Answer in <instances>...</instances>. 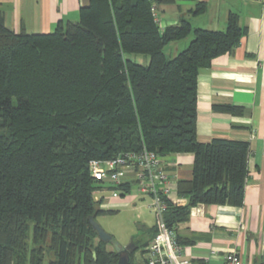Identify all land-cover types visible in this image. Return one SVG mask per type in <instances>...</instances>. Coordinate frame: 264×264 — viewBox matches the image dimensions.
Listing matches in <instances>:
<instances>
[{
    "label": "trees",
    "instance_id": "16d2710c",
    "mask_svg": "<svg viewBox=\"0 0 264 264\" xmlns=\"http://www.w3.org/2000/svg\"><path fill=\"white\" fill-rule=\"evenodd\" d=\"M178 1L89 0L77 21L48 33L10 29L0 6V264H43L47 252L48 264H92L94 256L118 264L91 218L113 212L102 192L125 195L133 186L96 179L95 159L144 148L162 158L192 152V177L177 182L188 203L166 198L163 218L175 230L200 203L243 205L249 143L202 142L197 119L200 70L231 53L246 28L235 11L225 30L193 27L187 18L161 25L153 8ZM188 1L195 2L189 13L207 11L205 1ZM192 33L185 49L166 54L167 44ZM128 54H147L149 63ZM213 109L243 113L233 104ZM158 231L157 215L143 253Z\"/></svg>",
    "mask_w": 264,
    "mask_h": 264
},
{
    "label": "crops",
    "instance_id": "0c3cea01",
    "mask_svg": "<svg viewBox=\"0 0 264 264\" xmlns=\"http://www.w3.org/2000/svg\"><path fill=\"white\" fill-rule=\"evenodd\" d=\"M203 1L208 4L207 13L212 0ZM88 3L89 0H0L6 25L28 33H48L60 22L77 21L81 7ZM231 3L223 10L218 4L217 12L207 20L211 25L203 28L225 30L229 11H235L246 34L231 53L216 57L210 67L199 72L197 133L202 142L225 137L249 143L244 202L240 207L200 203L191 208L189 219L176 226L189 264H226L224 256L232 250L239 252L242 264H264V0ZM171 5L182 10L179 4ZM175 23L176 19L168 24ZM192 37L176 43L185 48ZM213 104L240 106L243 113L215 111ZM193 163L192 152L162 158V167L170 175L168 197L173 203H188L187 198L178 195L177 182L192 177ZM106 191L101 193L103 199ZM114 198L109 196L102 205L109 208L122 201Z\"/></svg>",
    "mask_w": 264,
    "mask_h": 264
},
{
    "label": "built area",
    "instance_id": "2783aa9c",
    "mask_svg": "<svg viewBox=\"0 0 264 264\" xmlns=\"http://www.w3.org/2000/svg\"><path fill=\"white\" fill-rule=\"evenodd\" d=\"M153 10L156 20L161 23L155 7ZM90 167L98 180L115 184L133 181L140 192L151 196L149 208L159 216V231L145 247L146 264H189L185 248L178 242V233L163 218L167 208L166 198L170 193L167 186L170 175L162 167L161 156L144 148L113 159L92 160ZM224 259L226 264H242L241 256L236 250L226 253Z\"/></svg>",
    "mask_w": 264,
    "mask_h": 264
},
{
    "label": "rangeland",
    "instance_id": "374dc122",
    "mask_svg": "<svg viewBox=\"0 0 264 264\" xmlns=\"http://www.w3.org/2000/svg\"><path fill=\"white\" fill-rule=\"evenodd\" d=\"M234 1L239 2V0ZM231 2H233V0H212L210 11L200 15L189 13L188 9L193 7L195 2L188 0L178 1L176 3V5H181L182 10L177 9V7L171 4H161L157 6V12L161 25L168 24L175 19L179 22L181 18H187L192 22L193 27H203L211 25L210 22L207 21L210 14L212 15L214 12H217L220 6H222L221 10H223L227 5L232 4ZM218 4L221 5L219 6ZM234 7H237V5ZM191 35L193 36V33ZM179 44L181 43L171 42L167 44L165 46L166 54L169 57H173L187 47L180 48ZM176 47L178 50H176ZM128 56L143 65H148L149 63V56L147 54H128ZM130 183H132L133 188L128 194L121 195V193L117 191H106L107 193L104 195V199L111 196L121 199L122 201L115 204V206L107 208L112 209L113 212L97 216L96 221L106 232L114 236L121 246L127 247L132 242L135 246V249H133L135 252H130L129 261L133 258L137 264H143L144 247L141 244L148 239V230L157 224V214L149 208V204L152 201L151 197L140 192L135 182L130 181ZM107 246L109 249H114L111 243H108ZM51 258V253L47 252L43 264H48Z\"/></svg>",
    "mask_w": 264,
    "mask_h": 264
},
{
    "label": "water",
    "instance_id": "95a60500",
    "mask_svg": "<svg viewBox=\"0 0 264 264\" xmlns=\"http://www.w3.org/2000/svg\"><path fill=\"white\" fill-rule=\"evenodd\" d=\"M91 222L94 228L97 230L99 238L106 243L113 244L115 251L119 254L118 264H128L130 259V252L135 249V246L132 244V242L127 247H123L119 242L116 241L114 236H112L102 228V226L96 221V219L91 218ZM92 264H98L96 263L95 256L93 257Z\"/></svg>",
    "mask_w": 264,
    "mask_h": 264
}]
</instances>
